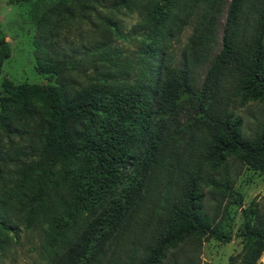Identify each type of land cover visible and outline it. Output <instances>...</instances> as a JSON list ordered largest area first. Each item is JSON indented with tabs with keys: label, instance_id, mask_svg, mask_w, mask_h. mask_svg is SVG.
<instances>
[{
	"label": "trees",
	"instance_id": "obj_1",
	"mask_svg": "<svg viewBox=\"0 0 264 264\" xmlns=\"http://www.w3.org/2000/svg\"><path fill=\"white\" fill-rule=\"evenodd\" d=\"M224 2L118 0L116 10L139 18L133 60L112 48V35L126 37L106 19V34L80 55L58 52L51 41L61 23L95 16L98 0H56L38 18L59 20L53 29L39 28L50 53L40 45L35 53L37 74L52 84H1L0 264L21 232L36 235L31 264H161L184 241L230 240L226 207H239L241 195L230 189L226 164L234 160L264 176V118L245 137L238 117H214L212 103L232 74L240 104L264 106V0H228L218 42ZM8 57L0 39V68ZM205 64L199 81L196 71ZM182 114H192L191 123H181ZM191 127L204 129L203 160L187 165L183 137ZM11 137L23 143L15 148ZM204 190L230 198L220 217L205 210ZM156 196L175 200L164 207L162 223L143 233ZM241 238L238 264H258L264 211L243 212Z\"/></svg>",
	"mask_w": 264,
	"mask_h": 264
},
{
	"label": "rangeland",
	"instance_id": "obj_2",
	"mask_svg": "<svg viewBox=\"0 0 264 264\" xmlns=\"http://www.w3.org/2000/svg\"><path fill=\"white\" fill-rule=\"evenodd\" d=\"M96 7L97 14H90L89 18L75 17L68 22L60 24L55 36L52 35V42H56V48L63 50L68 55L75 53L80 55L82 49L92 44L103 32L102 20L110 21V25L118 28L119 33L126 37V40H118L112 35V48L122 53L121 57L127 60L134 59V53L137 49L139 36L133 31V26L139 21L136 14L128 15L123 8L116 10L114 6L118 0H98ZM56 3V0H0V39L3 40L9 50V57L3 61L0 68V96L2 94L1 84L3 81H9L13 85H51L47 82L46 76L39 75L36 72L35 53L38 45L45 53H50L48 40L42 30H39L44 24L45 30L53 29L59 23L57 16H49L45 21L38 18L49 11ZM228 0L223 3V8L217 18V40L219 42L225 18ZM41 23V24H40ZM112 31V28H110ZM108 32V31H107ZM110 33V32H108ZM189 35V28L186 27L180 35L179 44L175 46L176 56H179L180 49ZM86 49L83 50L85 52ZM59 52V51H58ZM206 72V64L196 71V76L201 81ZM237 78L232 74H227L220 84L216 99L212 103V112L214 117L219 113L232 112L237 116L241 123V132L245 137L251 138L260 130L264 118V106L258 102H247L240 104L239 99L234 94V87ZM181 123L185 120L191 123L192 114H182ZM191 135V136H190ZM205 139L204 129L196 131L191 127L184 134L183 144L187 146L188 151L184 163H199L203 160L202 143ZM13 146L16 148L21 143L16 137H11ZM2 143L6 145V140L2 138ZM13 168V166H10ZM226 172L230 178V189L241 195L240 206L227 205L226 212L230 219L231 237L226 243H219L210 238H203L200 241L187 240L174 249L167 251L161 264H238L242 254V226L243 212L250 208L257 210L259 214L264 211V176L254 172L247 166L234 160H229L226 164ZM10 170L12 171V169ZM176 183V182H174ZM174 188V186L172 187ZM175 197L165 199L162 203L158 196L153 199L155 205L152 209L153 220L143 227L144 231L151 233L157 225L164 220L163 209L166 204L172 203ZM230 198L225 195L217 196L204 190L205 210L210 215L220 217L227 201ZM154 205V206H155ZM159 205H162L160 208ZM146 241V238H140V242ZM36 243L35 233L19 234V242L8 250L2 264H31L36 259L33 252V246ZM136 244V242H134ZM258 264H264V253L261 255Z\"/></svg>",
	"mask_w": 264,
	"mask_h": 264
}]
</instances>
